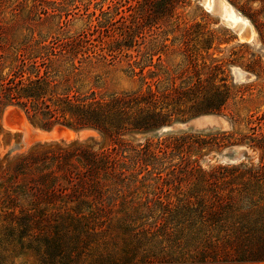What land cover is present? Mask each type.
I'll return each mask as SVG.
<instances>
[{
  "label": "trees",
  "instance_id": "16d2710c",
  "mask_svg": "<svg viewBox=\"0 0 264 264\" xmlns=\"http://www.w3.org/2000/svg\"><path fill=\"white\" fill-rule=\"evenodd\" d=\"M176 1L164 0L168 14ZM62 83L57 93L38 62H22L1 75L0 100L20 107L35 128L93 130L108 144L48 141L0 157V264L22 254L34 264L264 262V134L229 142L260 150L257 165H191L182 169L190 181L181 197L152 207L137 196L145 174L161 176L160 159L173 160L186 134L134 137L202 112L224 116L227 92L193 109L177 89L101 97L80 92L67 76Z\"/></svg>",
  "mask_w": 264,
  "mask_h": 264
},
{
  "label": "rangeland",
  "instance_id": "374dc122",
  "mask_svg": "<svg viewBox=\"0 0 264 264\" xmlns=\"http://www.w3.org/2000/svg\"><path fill=\"white\" fill-rule=\"evenodd\" d=\"M224 1L242 17L236 26L223 16L220 0H213L211 10L202 0H177L172 14L165 11L164 0H0V77L22 62L36 61L56 83L57 93L67 76L80 92L94 91L101 97L177 89L194 101L187 103L193 109H204L218 93L227 92L221 127L210 116L203 126L199 122L134 137L143 142L186 134V144L173 160L160 159L161 176L145 174L137 196L156 207L158 200L164 204L187 192L190 179L182 169L198 165L209 170L242 161L257 165L261 157L260 150L229 142L247 143L253 133L264 134V1ZM250 30L252 41L241 40ZM200 115L212 114L187 119ZM88 137L108 144L93 130L35 128L20 107L0 100V157L25 152L36 143ZM224 153L238 158L228 162ZM174 163L176 167L170 166ZM11 261L34 264L28 254Z\"/></svg>",
  "mask_w": 264,
  "mask_h": 264
},
{
  "label": "bare ground",
  "instance_id": "6f19581e",
  "mask_svg": "<svg viewBox=\"0 0 264 264\" xmlns=\"http://www.w3.org/2000/svg\"><path fill=\"white\" fill-rule=\"evenodd\" d=\"M202 2L208 10H211L213 0H202ZM220 6L222 7L223 16L225 17L226 20H228L230 23H232L233 26H236L239 22L242 21L241 15L238 12H236L234 10V8L230 4H228L226 1L220 0ZM253 37H254L253 32L250 30L248 35L245 36V38L240 37V39L245 40L247 42H250V41H252ZM210 116L216 117L213 115H209V116L202 117V120H204L205 118L210 117ZM200 121H201V119L200 120L198 119L196 122V125Z\"/></svg>",
  "mask_w": 264,
  "mask_h": 264
},
{
  "label": "water",
  "instance_id": "95a60500",
  "mask_svg": "<svg viewBox=\"0 0 264 264\" xmlns=\"http://www.w3.org/2000/svg\"><path fill=\"white\" fill-rule=\"evenodd\" d=\"M222 21L225 22L223 19H222ZM205 116H209V115H200V116L192 117L183 123H172L171 125L161 127L160 129L157 130V132L158 133H166V132L179 130L183 127H193L196 125V122L198 119L202 120V117H205ZM213 116H218V115H213ZM222 158H223V160H226L228 162H235V160H237L238 157H236V155H234V154L224 153Z\"/></svg>",
  "mask_w": 264,
  "mask_h": 264
},
{
  "label": "crops",
  "instance_id": "0c3cea01",
  "mask_svg": "<svg viewBox=\"0 0 264 264\" xmlns=\"http://www.w3.org/2000/svg\"><path fill=\"white\" fill-rule=\"evenodd\" d=\"M207 122V119L201 120L200 121V126H203V124H205ZM213 122L216 123L218 126H222L223 124H225V120L223 117L221 116H216L213 118Z\"/></svg>",
  "mask_w": 264,
  "mask_h": 264
}]
</instances>
